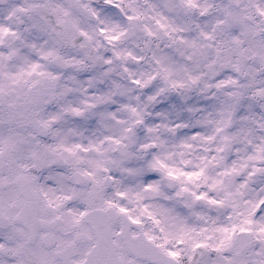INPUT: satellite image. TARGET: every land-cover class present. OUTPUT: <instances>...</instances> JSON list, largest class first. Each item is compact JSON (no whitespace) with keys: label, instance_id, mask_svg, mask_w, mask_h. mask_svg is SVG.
<instances>
[{"label":"snow or ice","instance_id":"6c2138e0","mask_svg":"<svg viewBox=\"0 0 264 264\" xmlns=\"http://www.w3.org/2000/svg\"><path fill=\"white\" fill-rule=\"evenodd\" d=\"M0 264H264V0H0Z\"/></svg>","mask_w":264,"mask_h":264}]
</instances>
